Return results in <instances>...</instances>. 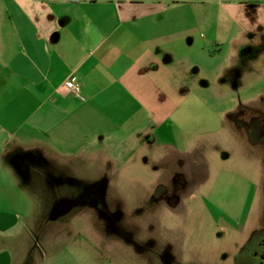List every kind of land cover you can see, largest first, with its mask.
<instances>
[{
  "label": "rangeland",
  "instance_id": "obj_1",
  "mask_svg": "<svg viewBox=\"0 0 264 264\" xmlns=\"http://www.w3.org/2000/svg\"><path fill=\"white\" fill-rule=\"evenodd\" d=\"M173 1L200 45L215 51L196 53L209 84L195 90L190 124L172 123V142L150 128L91 144L64 158L76 181L63 188L38 160L42 168L16 190V204L0 205L8 212L0 253L14 263L24 248L48 252L40 264H245V247L264 229L256 126L264 128V0ZM234 56L239 87L232 72L223 75Z\"/></svg>",
  "mask_w": 264,
  "mask_h": 264
},
{
  "label": "crops",
  "instance_id": "obj_2",
  "mask_svg": "<svg viewBox=\"0 0 264 264\" xmlns=\"http://www.w3.org/2000/svg\"><path fill=\"white\" fill-rule=\"evenodd\" d=\"M167 2L174 1L0 0L1 206L16 204V190L42 168L38 160L63 188L76 181L67 159L91 144L150 128L172 142V123L190 124L200 103L195 90L209 84L196 53L211 46L200 45ZM241 67L234 56L223 69L236 76L235 87ZM72 75L82 97L65 87ZM7 215L0 209V227ZM47 255L23 248L14 263L5 251L0 264H40Z\"/></svg>",
  "mask_w": 264,
  "mask_h": 264
},
{
  "label": "flooded vegetation",
  "instance_id": "obj_3",
  "mask_svg": "<svg viewBox=\"0 0 264 264\" xmlns=\"http://www.w3.org/2000/svg\"><path fill=\"white\" fill-rule=\"evenodd\" d=\"M256 126L259 127L258 134L264 138L263 124L258 122ZM242 254V262L245 264H264V229L254 232Z\"/></svg>",
  "mask_w": 264,
  "mask_h": 264
},
{
  "label": "built area",
  "instance_id": "obj_4",
  "mask_svg": "<svg viewBox=\"0 0 264 264\" xmlns=\"http://www.w3.org/2000/svg\"><path fill=\"white\" fill-rule=\"evenodd\" d=\"M65 87L75 95L82 97V85L76 75H72L65 81Z\"/></svg>",
  "mask_w": 264,
  "mask_h": 264
}]
</instances>
